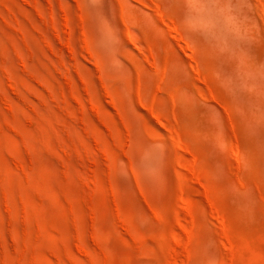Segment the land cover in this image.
Listing matches in <instances>:
<instances>
[{"label": "rangeland", "instance_id": "374dc122", "mask_svg": "<svg viewBox=\"0 0 264 264\" xmlns=\"http://www.w3.org/2000/svg\"><path fill=\"white\" fill-rule=\"evenodd\" d=\"M263 9L0 0V264H264Z\"/></svg>", "mask_w": 264, "mask_h": 264}, {"label": "bare ground", "instance_id": "6f19581e", "mask_svg": "<svg viewBox=\"0 0 264 264\" xmlns=\"http://www.w3.org/2000/svg\"><path fill=\"white\" fill-rule=\"evenodd\" d=\"M260 3V2H259ZM120 5V4H119ZM144 5V4H143ZM260 5H261V3H260ZM154 6H156L155 5V3H154ZM261 8H262V6H260ZM156 8H158L157 6H156ZM159 9V8H158ZM157 9V10H158ZM156 10V9H155ZM154 10V11H155ZM156 10V11H157ZM261 10V9H260ZM264 10V9H263ZM155 11V12H156ZM158 12V11H157ZM262 12V11H261ZM137 13V12H136ZM160 13V12H159ZM120 14H121V12H120ZM133 14V13H132ZM157 15H159V14H157ZM262 15H264V13L262 14ZM159 19H160V21H161V18L159 17ZM171 19V18H170ZM169 19V20H170ZM123 23V22H122ZM170 24H172L171 22H170ZM173 25V24H172ZM126 26V25H125ZM167 26V25H166ZM168 28H170L169 26H167ZM172 28V27H171ZM170 28V29H171ZM131 31V32H130ZM132 31L133 30H130V28H129V36H130V38H131V40H132V42L133 43H135V44H138L139 42H140V40H139V38L137 37V36H135L133 33H132ZM173 31V30H172ZM175 31V30H174ZM173 31V32H174ZM170 32H171V30H170ZM175 33H178V32H175ZM180 33V32H179ZM174 38V37H173ZM175 39H177V40H180V38L178 39V38H175ZM176 40V41H177ZM193 40V39H192ZM186 42H184V44H185ZM187 45H189L188 44V42H187ZM133 46H134V44H133ZM185 47H186V45H184ZM150 49V48H149ZM139 51V50H138ZM140 52V51H139ZM138 52V53H139ZM192 52V51H191ZM149 54H150V51H149ZM141 55H143V53H141ZM150 57H151V54H150ZM152 67L151 68H153V69H155V70H158L159 68H160V59H159V56L158 55H155L154 53H152ZM144 59V58H143ZM145 59H146V57H145ZM144 59V60H145ZM146 61V60H145ZM208 61V60H207ZM146 63H147V61H146ZM147 64H149V63H147ZM151 66V65H150ZM196 66V65H195ZM191 68V67H190ZM193 70V69H192ZM197 70V69H196ZM196 70H195V72H196ZM198 71V70H197ZM138 72V71H137ZM141 72V71H140ZM138 75H140V74H138ZM140 77H141V75H140ZM160 77H161V79H160V81H159V83L158 84H156V86H155V88H156V90L157 91H159V90H168L169 89V75H168V72H167V68H164V65H163V68H162V71H161V75H160ZM202 78V77H201ZM201 79H199L198 81H200ZM213 80V79H212ZM211 80V81H212ZM196 80H195V78H194V80H193V83L195 82ZM202 82V81H201ZM204 82V81H203ZM202 82V83H203ZM137 94H138V99H139V102H140V105L141 106H143L148 112H150L152 115H154L156 118H158L160 121H163L164 122V124H166V126H167V129L169 130V132H170V134H171V137L173 138V140L175 141V143L177 144V146L178 147H181V150L183 149V151L185 152V159H184V162L181 164L183 167H185L189 172H191L192 173V175H193V173H195V172H197V170L199 169V170H202V171H205L207 174H210V170H209V167H208V163H207V161H206V159H205V157H204V155L203 154H201V153H199V152H197V151H194V150H192L191 148H189V147H186V146H184L183 144H182V142H181V132H180V130L178 129V127H177V125L176 124H174L173 123V121H169L168 120V117H167V114L165 113V111L162 109V107H160V106H158V104L156 103V101H160V99H161V97L159 96V94H158V92L157 93H154V94H152L151 96L149 95V93H148V86H147V83H146V81L144 82V87H141V89L139 90V92H137ZM169 95H171V94H169ZM172 97V96H171ZM211 97V96H210ZM169 100V99H168ZM171 100V99H170ZM216 101V100H215ZM217 103V102H216ZM221 105V104H220ZM229 106V105H228ZM225 107V106H224ZM227 107V106H226ZM230 107V106H229ZM228 112H229V109H228ZM175 118V117H174ZM176 121H177V123H179V124H181V127H184L185 126V124L184 123H182V122H180L179 121V118L178 117H176ZM171 138V139H172ZM230 145V144H229ZM232 145V144H231ZM230 147V146H229ZM231 148H232V146H231ZM233 152V151H232ZM186 154H189V156H187ZM236 156L239 158V160H241V161H244V163L246 164V165H248V157H246L245 156V154L243 153V151H242V148H240L239 150H237L236 151ZM253 158V157H252ZM177 161V160H176ZM178 162H176V164H177ZM180 164V163H179ZM178 165V164H177ZM174 168V167H173ZM180 168V167H179ZM185 168H183V169H185ZM185 169V170H186ZM176 173V172H175ZM179 173V172H178ZM194 176V175H193ZM213 175H211V177H212ZM218 176V175H217ZM184 177V176H183ZM188 178V177H187ZM200 178V177H199ZM188 179H190L191 180V178L189 177ZM214 179V178H213ZM180 180V179H179ZM210 180V179H209ZM197 181V180H196ZM195 182V181H194ZM197 183V182H196ZM182 191V190H181ZM178 197V196H177ZM176 197V198H177ZM181 201V200H180ZM182 207L184 206V207H187L189 204H188V199L186 200V198L185 197H183L182 198ZM188 204V205H187ZM190 206V205H189ZM188 206V207H189ZM187 207V208H188ZM190 208V207H189ZM188 208V209H189ZM180 209V208H179ZM183 210H184V208H182ZM181 209V210H182ZM180 210V211H181ZM182 210V211H183ZM190 210V209H189ZM188 210V211H189ZM183 213H185V214H187L186 212H184L183 211ZM159 214V213H158ZM159 216H160V214H159ZM183 216V215H182ZM186 216H188V215H186ZM162 217V216H161ZM184 218V217H183ZM189 218V217H188ZM162 219V218H161ZM184 220V219H183ZM189 220H190V218H189ZM195 220V219H194ZM162 221H164V219L162 220ZM187 221H188V219H187ZM193 221V220H192ZM191 221V222H192ZM196 221V220H195ZM166 222L167 221H164L163 223H165L166 224ZM197 222V221H196ZM174 224V223H173ZM178 225V224H177ZM185 225V224H184ZM197 225V224H196ZM190 226H191V224H190ZM189 226V227H190ZM171 228V227H170ZM190 229V228H189ZM195 229V228H194ZM189 232H191V231H189Z\"/></svg>", "mask_w": 264, "mask_h": 264}]
</instances>
